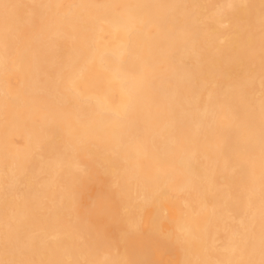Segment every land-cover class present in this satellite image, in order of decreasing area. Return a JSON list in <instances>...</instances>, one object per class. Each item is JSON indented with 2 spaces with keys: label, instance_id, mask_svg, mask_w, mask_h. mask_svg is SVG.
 Wrapping results in <instances>:
<instances>
[{
  "label": "bare ground",
  "instance_id": "bare-ground-1",
  "mask_svg": "<svg viewBox=\"0 0 264 264\" xmlns=\"http://www.w3.org/2000/svg\"><path fill=\"white\" fill-rule=\"evenodd\" d=\"M0 264H264V0H0Z\"/></svg>",
  "mask_w": 264,
  "mask_h": 264
}]
</instances>
